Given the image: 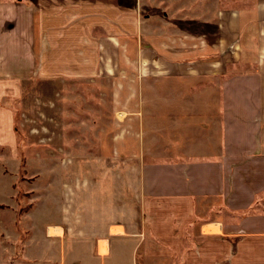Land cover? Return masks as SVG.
<instances>
[{"label": "crops", "instance_id": "obj_1", "mask_svg": "<svg viewBox=\"0 0 264 264\" xmlns=\"http://www.w3.org/2000/svg\"><path fill=\"white\" fill-rule=\"evenodd\" d=\"M38 79L93 84L111 105L108 154L82 159L68 224L47 230L72 258L264 264V0L0 2V148Z\"/></svg>", "mask_w": 264, "mask_h": 264}, {"label": "rangeland", "instance_id": "obj_2", "mask_svg": "<svg viewBox=\"0 0 264 264\" xmlns=\"http://www.w3.org/2000/svg\"><path fill=\"white\" fill-rule=\"evenodd\" d=\"M11 1L15 0H0ZM98 91L93 84L81 82L58 85L38 79L23 83L20 98L12 104L16 145L0 148V264H73L77 260L87 264L88 249L72 258V249L63 246L65 240L49 236L47 230L68 224V204L75 188L79 181L87 184L90 179L82 159L108 154L103 145L112 139V121L100 113L102 106L110 111L111 105L97 99ZM210 212L226 220L227 212L219 203ZM258 212H264V206ZM204 222L208 225L203 234L200 231L202 236L219 228V221L212 218ZM57 233L63 235L60 229L50 234ZM185 234V241L192 242L186 246L191 247L197 244L195 237H202L193 229ZM67 235L68 240L72 233ZM117 260L121 264L114 253L107 264ZM166 264L180 263L172 258Z\"/></svg>", "mask_w": 264, "mask_h": 264}]
</instances>
